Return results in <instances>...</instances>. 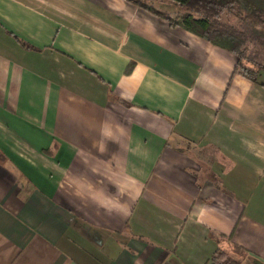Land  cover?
I'll return each instance as SVG.
<instances>
[{
    "label": "crops",
    "instance_id": "crops-1",
    "mask_svg": "<svg viewBox=\"0 0 264 264\" xmlns=\"http://www.w3.org/2000/svg\"><path fill=\"white\" fill-rule=\"evenodd\" d=\"M237 64L127 0H0V264H264Z\"/></svg>",
    "mask_w": 264,
    "mask_h": 264
},
{
    "label": "trees",
    "instance_id": "trees-1",
    "mask_svg": "<svg viewBox=\"0 0 264 264\" xmlns=\"http://www.w3.org/2000/svg\"><path fill=\"white\" fill-rule=\"evenodd\" d=\"M134 5L166 20L171 27H181L212 45L234 54L238 58L235 74L255 84L263 66L249 68L246 61L247 45L252 39L264 48V0H166L178 8L179 16L155 9L148 0H127ZM227 15L241 24L247 25L245 31L222 22ZM212 264H239L223 251L211 259Z\"/></svg>",
    "mask_w": 264,
    "mask_h": 264
},
{
    "label": "rangeland",
    "instance_id": "rangeland-1",
    "mask_svg": "<svg viewBox=\"0 0 264 264\" xmlns=\"http://www.w3.org/2000/svg\"><path fill=\"white\" fill-rule=\"evenodd\" d=\"M152 0L151 1V5L152 6H155L157 9H160L162 11H166V12H169L171 13V15L174 17V18H177L179 16V11L178 8H175V6H173V4H171L169 1L167 2H164V3H167V4H160L159 2L157 3L156 1ZM222 22L224 23H227L233 27H236V28H242L244 29L245 31L247 30V25L245 24H241L238 20H236L235 18H230L229 16L225 15L223 18H222ZM247 56H248V59L251 60L252 62H248V60L245 62L246 65L249 67V68H252V69H258L259 66H263L264 67V48H262L261 46L257 45L256 43L253 42V40L251 39L247 45ZM258 82L260 84H263L264 85V70L261 71L259 77H258ZM228 256V255H227Z\"/></svg>",
    "mask_w": 264,
    "mask_h": 264
},
{
    "label": "built area",
    "instance_id": "built-area-1",
    "mask_svg": "<svg viewBox=\"0 0 264 264\" xmlns=\"http://www.w3.org/2000/svg\"><path fill=\"white\" fill-rule=\"evenodd\" d=\"M66 243H67L66 241H61L60 244H59V247H60L61 249L65 248Z\"/></svg>",
    "mask_w": 264,
    "mask_h": 264
}]
</instances>
